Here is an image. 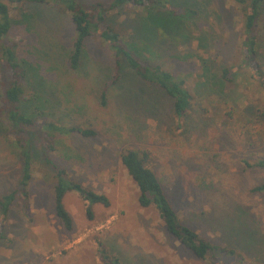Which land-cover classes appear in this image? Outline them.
<instances>
[{
    "label": "rangeland",
    "instance_id": "rangeland-1",
    "mask_svg": "<svg viewBox=\"0 0 264 264\" xmlns=\"http://www.w3.org/2000/svg\"><path fill=\"white\" fill-rule=\"evenodd\" d=\"M195 2L203 3L204 11L184 20L191 39L162 57L159 51L158 56L144 53L148 62L184 78L193 99L181 119L173 116L171 99L161 89L145 86L125 65L119 91L130 88L127 93L137 95L120 97L116 86L108 87L102 104L100 92L112 72L109 47L96 36L87 38L81 66L72 70L66 60L74 34L69 15L52 16L48 5L25 4L30 17L16 22L22 17L10 4L15 22L4 40L17 42V56L35 66L25 77L26 94L36 93L40 84L53 94L39 104L36 123L96 132L91 137L53 132L50 156L70 178L104 193L109 205L92 204L89 216L82 198L67 191L63 204L72 226L66 229L55 214L53 170L43 159L39 137L31 133L28 206L23 211L14 201L4 222L0 217V264H97L99 248L121 264H264V190L252 191L264 179V168L254 165L264 160V92L242 66L241 14L234 1ZM146 12L127 4L107 13L106 22L124 39L143 45L139 40L152 41L142 30ZM258 36L264 40V15ZM260 52L264 57V47ZM200 59L206 60L208 76ZM225 67L232 70L230 82L223 77ZM10 130L0 121V195L17 186L22 171ZM129 148L148 152L147 165L185 224L234 255H220L213 263L197 258L165 231L153 205H139L137 185L120 160Z\"/></svg>",
    "mask_w": 264,
    "mask_h": 264
},
{
    "label": "trees",
    "instance_id": "trees-1",
    "mask_svg": "<svg viewBox=\"0 0 264 264\" xmlns=\"http://www.w3.org/2000/svg\"><path fill=\"white\" fill-rule=\"evenodd\" d=\"M8 1L10 4L15 5L14 8H18L22 17L21 20L16 22L26 21L24 18L30 17L29 13L24 10L23 5L25 4L48 5L52 16L59 14L58 12L69 15L74 34L66 60L72 70H78L81 66L87 38L96 36L109 47L112 57V72L110 79L104 83L100 92L102 104L105 103L108 87L116 86L120 97L125 95L127 98H131L137 95L127 93L130 92V88L127 92L123 90V94L119 91V86L124 84V69L127 66L130 73L144 83L145 86H157L171 99L172 113L175 118L185 117L193 96L186 86L184 78L179 74H173L158 63L148 62L144 59V53L153 55L156 51H159L161 55L159 53L155 55L162 57L164 51L175 48L179 43H187L191 39V34L185 29L184 20L195 16L198 11L203 12V3L199 4L195 0H187L190 4L184 2V0L181 4L171 2V0H111L109 2L96 1L86 5L80 0ZM233 1L241 14L240 51L242 66L249 69L250 79L256 81L258 87L264 92V57L260 52L264 47V40H260L258 36L261 16L264 15V0ZM10 4L0 0V67L2 72L0 76L2 77L0 80V121L11 128L10 131L15 140L14 144L22 160V171L17 186L11 191L0 195V217L4 222L14 201L19 203L23 211L27 209V185L32 177L33 160L30 134L36 133L41 141L43 159L53 170L55 214L62 221L65 228L70 229L72 226L71 217L63 204V198L67 191H75L82 198L89 216H91L92 204L100 203L108 206L109 200L104 193H98L82 185L75 179L70 178L64 168L54 164L50 156L51 151H54V145L50 141V137L53 132H78L84 137L94 136L96 132L80 126L59 125L53 122L39 126L36 123L35 117H38L41 112L39 104L46 101L43 99L44 97L53 94L40 83L37 84L41 86L35 84L38 86L35 87L38 90L36 93H32L30 96L26 94L25 82L27 78L25 77L30 72V68L33 69L35 66L28 59L17 56V42H6L4 40L9 34L12 22H15L11 18ZM127 4L140 6L147 10L142 19L144 21L142 30H146L150 34L151 43L139 40L144 43L139 45V42L137 43L135 40H126L106 22L107 13ZM192 4H195L197 8H191ZM56 5H59L63 10L61 8L60 10ZM54 7L59 10L54 9ZM153 8H158L161 11L159 12ZM51 32H54V30ZM197 40L199 44L203 42L202 37L197 36ZM188 57L189 55L185 54L182 59ZM200 61L204 75L208 76L209 68L206 60L200 59ZM231 72L232 70L229 67L223 69V77L227 82L231 81ZM151 99L149 98V102H151ZM33 100H35V104ZM31 101L32 103H30ZM234 107V105H230L231 109H234ZM120 160L128 175L137 185L139 205L141 207L153 205L165 231L194 256L202 260H210L213 263L212 261L216 262L220 255L235 254L232 249L212 244L196 230L185 224L174 209L171 199L157 174L147 165L148 152L146 150L126 149L121 153ZM246 165L251 164L246 163ZM254 165L264 168V160H258ZM263 190L264 179L261 184L252 188L253 192ZM99 258L100 262L97 264H121L117 256L108 254L104 248H99Z\"/></svg>",
    "mask_w": 264,
    "mask_h": 264
}]
</instances>
